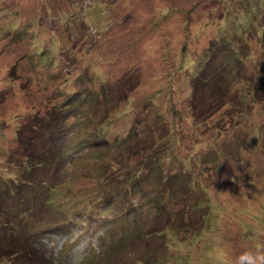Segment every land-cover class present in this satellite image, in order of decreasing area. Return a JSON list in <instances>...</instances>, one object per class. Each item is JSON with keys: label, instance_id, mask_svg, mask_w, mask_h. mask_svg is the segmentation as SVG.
Returning a JSON list of instances; mask_svg holds the SVG:
<instances>
[{"label": "rangeland", "instance_id": "rangeland-1", "mask_svg": "<svg viewBox=\"0 0 264 264\" xmlns=\"http://www.w3.org/2000/svg\"><path fill=\"white\" fill-rule=\"evenodd\" d=\"M260 2L248 21L259 26L243 45L231 19L241 20L258 0H0V247L3 234L19 232L17 226H5L10 220L3 195L6 186L13 189L23 179L17 167L20 140L34 134L31 130L48 109L57 112L58 102L88 85L91 93L76 100L72 112V117H86L71 135L85 132L86 137L104 121L109 125L100 133L102 140L123 137L128 128L144 136L171 133L172 141L153 144L143 154L161 164L171 155L176 164L192 155L191 173L206 197L199 201L200 192L192 187L158 198L170 219L185 224L177 230L168 215L160 212L159 221L151 203L139 208L146 195L136 193L132 204L139 209L116 225L119 230L136 220L144 225L100 262L98 256L102 259L108 250L101 247L111 246L117 230L108 223L110 214L90 213L86 190L71 187L69 197L57 202L59 222L50 229L43 224L23 229L50 264H237L245 252L264 255V97L247 109L243 94L264 68V0ZM76 10L84 14L78 23ZM223 33L228 41L218 38ZM59 44L65 47L61 55ZM230 47L242 52L240 75L231 74L230 96L218 102L214 96L221 97L219 92L210 97L214 81L195 93L198 69L225 66L222 71L231 73ZM108 80L109 100L94 108V99L103 96L100 82ZM237 139L248 148L240 150L237 144L234 151ZM74 169L67 167L65 178L72 179ZM152 176L144 186L148 194L160 189ZM76 181L71 180L72 186ZM0 264L26 263L1 254Z\"/></svg>", "mask_w": 264, "mask_h": 264}, {"label": "trees", "instance_id": "trees-1", "mask_svg": "<svg viewBox=\"0 0 264 264\" xmlns=\"http://www.w3.org/2000/svg\"><path fill=\"white\" fill-rule=\"evenodd\" d=\"M248 3H250V1H248ZM256 5L262 7L263 3L258 0V3L250 4L249 7H251V9L249 12L244 13V17L241 20H238L237 17L231 19L232 26L235 28V37L240 39L243 45H246V41L248 42V35L252 34L255 28L259 26L251 24V21L248 23V21L254 17L255 10H257ZM73 14V19H76V21L78 15L81 16V18H79L80 20L84 18L82 10H76ZM91 19L93 20V18ZM93 22L96 25L100 24L99 19H95ZM72 27L73 24L68 26V29ZM70 34L72 35V32H68V36H70ZM218 38H220L221 41H228L225 33L221 34ZM53 39L54 38H51L52 42ZM70 39L71 38L66 40L65 38V41L70 42ZM216 41H218L217 38ZM59 46L62 48L59 51L56 49V51H58V55H61L65 52V47L61 44H59ZM230 49L233 51H228L230 54L227 56L229 59L228 65L232 64L231 73H224L222 71H227L225 66L216 69L212 65H208L198 69L194 74L196 77L194 83L195 93L204 92V88L209 86V82L214 81V83L210 85L212 86L210 97L217 95L215 92H219L221 97L217 98L214 96V99L218 102L220 99L222 100V98L230 96L228 85H232L231 74L239 77L242 70L241 48L233 49L230 47ZM243 49L246 50L247 48ZM218 50V48L215 50V54ZM43 56L47 58L50 57L52 60V54L49 52H44ZM228 76H230V78ZM257 78L258 81L251 84L250 87L243 92L247 102L250 103L245 105L247 109L252 107L253 100L254 103H258V100L264 97V68ZM220 83L225 85L218 89ZM84 86H86L89 91L86 89L83 91L77 90L75 97L71 96L62 102H58L57 112L53 111V108L50 111L48 109L45 116L38 120L37 126L33 129L31 128V132L33 131L34 134H30L26 141L23 142L20 140L19 142L21 158L18 161L17 167L20 169V174L23 176V179L19 183L15 182V186L12 187L13 189H11L10 186H6L3 195L6 204H8V207L5 209L7 212L5 218L6 220H10L5 226L7 227L8 225L10 228L17 226L19 232L18 235L15 234L13 236L3 234L4 245L0 247V256L1 254L2 256H8L9 259L12 258L14 261L23 260L26 264H50L45 254L42 253L38 246H36L33 238H31L32 234L25 235L23 229H25V226L28 230L34 225H40L41 227L42 224V228L50 229V224L52 222H54L53 224L59 222L61 217L57 212V202L69 197L72 191L71 187H74V189L83 188L86 190L90 197L87 204L90 213L94 216L110 214L108 215L110 216L108 223L111 224L112 228L117 230L113 232L115 234L111 246L106 245L107 247H101L104 248V250H108L105 254L102 253V259L98 256L100 262H105V255H107L109 251H116L114 248L116 243H124L132 235V232L136 229H140L142 225H144L138 220L131 224L128 223V227L122 230H119V227L116 225L117 222L126 221L128 218L126 215L136 212L142 205L151 203V208L159 212L156 213L157 216H160L159 221L162 216L160 212L165 216L168 215L166 220L172 223V225H176L177 230L183 229L185 226L180 219H170L171 215L170 213H166L165 206L157 204V201H160L158 200L159 197H163V194L168 195L169 192H171V194H177L178 191L185 192L184 188L191 189L193 187L192 191L199 194V184L201 183L197 181V178L195 179V176L191 173L192 163L193 165L196 163L195 158H192L191 155L186 160L176 164L173 162L174 157L171 155V157H166L164 159L165 162L161 164L156 159L157 157L150 158L147 154H143V149L148 150L147 147L150 146L154 148V146H152L153 144L159 147L160 144H166L165 141H172L174 136L171 133H169L167 137L158 134L154 136L152 134L144 136L138 132L139 130L135 131V129L128 128L123 137L115 138V136H113L110 139L106 138V140H102L99 138L100 133L109 125L107 123L104 124V121L100 123L93 132L89 133L90 135H86V137L82 135L85 132L79 133L77 136L71 135L69 132L78 130L79 124L83 123L86 117H82L81 115L72 117V112L76 109L74 102L80 98H88L86 95L88 92L91 93V88L88 85ZM100 86L99 88H101V91L99 93L103 95L102 100L96 101L94 99L95 107L93 106L97 109L100 107L101 103L109 100L108 94L112 87L109 80L100 82ZM117 94H122V92L118 90ZM196 95L197 94H195V96ZM195 96H193V98ZM79 105H81V103H79ZM212 106H214V103ZM80 129H82V127H80ZM142 139L145 140V144L143 143L144 145L140 143ZM236 142L234 143V151L237 150V144L240 150L242 147L244 149L248 148V145L240 147L238 139ZM231 145H233V142ZM81 148L88 153L87 156H81ZM209 153L213 154L212 152ZM235 153L236 152H234V154ZM137 158H140L138 161L140 164L134 167L136 163L133 161ZM200 159L202 160L204 158L200 157ZM67 167L75 168L74 172L76 174H73L72 179L69 178V176L65 178L66 174H64V170ZM162 167H166L165 173ZM118 171H120V173H118ZM20 174L19 176H21ZM151 174L153 175L151 182L153 184H158L160 189L158 190L159 192L148 194L144 186L146 187V182ZM192 177L194 178L193 184ZM73 179H77V181L74 182L75 186L71 184V180ZM87 184H90V186ZM136 193H145L146 195L141 199V202H139L140 205L137 209L132 204V198ZM201 197L206 196L202 195L200 192L199 198ZM201 200L203 201L202 198L199 201ZM197 201L195 208H197ZM93 206L95 207L93 208ZM116 211H118L117 214H119V216H125V220L124 217L112 215V213ZM182 225L184 226L182 227Z\"/></svg>", "mask_w": 264, "mask_h": 264}, {"label": "clouds", "instance_id": "clouds-1", "mask_svg": "<svg viewBox=\"0 0 264 264\" xmlns=\"http://www.w3.org/2000/svg\"><path fill=\"white\" fill-rule=\"evenodd\" d=\"M97 251H99L98 248ZM237 264H264V255L259 252H245L238 258Z\"/></svg>", "mask_w": 264, "mask_h": 264}]
</instances>
